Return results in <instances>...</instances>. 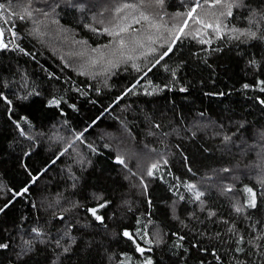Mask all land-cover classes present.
<instances>
[{
  "label": "trees",
  "instance_id": "obj_1",
  "mask_svg": "<svg viewBox=\"0 0 264 264\" xmlns=\"http://www.w3.org/2000/svg\"><path fill=\"white\" fill-rule=\"evenodd\" d=\"M0 25V264H264V0Z\"/></svg>",
  "mask_w": 264,
  "mask_h": 264
},
{
  "label": "water",
  "instance_id": "obj_2",
  "mask_svg": "<svg viewBox=\"0 0 264 264\" xmlns=\"http://www.w3.org/2000/svg\"><path fill=\"white\" fill-rule=\"evenodd\" d=\"M5 35H4V31L0 25V47L2 46V43L4 41Z\"/></svg>",
  "mask_w": 264,
  "mask_h": 264
},
{
  "label": "rangeland",
  "instance_id": "obj_3",
  "mask_svg": "<svg viewBox=\"0 0 264 264\" xmlns=\"http://www.w3.org/2000/svg\"><path fill=\"white\" fill-rule=\"evenodd\" d=\"M14 43H15V42H13V43L10 45V46H11V48H12V47L15 45Z\"/></svg>",
  "mask_w": 264,
  "mask_h": 264
}]
</instances>
